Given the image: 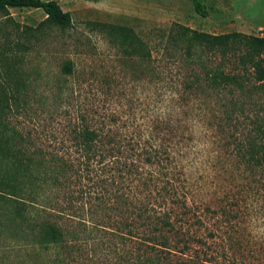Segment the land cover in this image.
I'll use <instances>...</instances> for the list:
<instances>
[{
  "label": "trees",
  "instance_id": "1",
  "mask_svg": "<svg viewBox=\"0 0 264 264\" xmlns=\"http://www.w3.org/2000/svg\"><path fill=\"white\" fill-rule=\"evenodd\" d=\"M190 1L199 16L208 15L206 0ZM13 7L40 8L44 18L38 28L70 26L69 12L56 0H0L1 13ZM91 24L103 29L110 42H118L138 68L154 61L147 43L132 28ZM158 39L156 51L178 70L182 98L198 93L211 98L216 106L214 129L223 138L224 151L247 173L244 189L253 197L262 196L264 37L239 31L213 34L172 23ZM71 69L70 61L62 63L63 72ZM151 71L155 73L153 67ZM16 72H4L12 86L0 81V203L10 207L7 219L22 237L40 251L51 250L55 263L62 262V255L73 259L84 251L91 252L93 257H87L91 264H187L198 259L188 253L204 245L195 234L202 220L186 198L182 166L166 149L171 144L137 143L109 128L91 126L86 114H80L79 122L69 126L70 144L55 146L58 151L70 147L74 155L34 147L4 122L10 104L26 103L18 93L25 90L27 80ZM166 132L172 134L173 128ZM52 190L67 197L68 208L59 206L57 195H47ZM72 198L77 204L71 205ZM111 199L113 203L108 202ZM234 200L235 212L216 210L219 217L232 218L226 217V222L238 215L239 199ZM207 210L203 206L201 213ZM61 218L67 224L59 222ZM99 251L113 254L115 262L100 257ZM202 257L200 261H209L212 255Z\"/></svg>",
  "mask_w": 264,
  "mask_h": 264
},
{
  "label": "rangeland",
  "instance_id": "2",
  "mask_svg": "<svg viewBox=\"0 0 264 264\" xmlns=\"http://www.w3.org/2000/svg\"><path fill=\"white\" fill-rule=\"evenodd\" d=\"M56 1L70 14L68 28H38L44 18L40 8L0 12V81L12 86L5 71H17L27 80L25 90L18 93L26 103L20 100L5 109L7 126L47 151L56 150L60 142L70 144L68 129L79 122L80 114H86L91 126L109 128L137 143L165 146L169 142L171 147L166 149L182 166L186 198L198 208L202 220L195 234L204 245L188 253L198 259L187 264H264L263 191L253 197L244 189L247 173L234 166L222 147L223 138L214 129L216 106L211 98L199 93L182 98L177 68L156 51L158 38L172 23L213 34L239 31L264 37V0H206L205 17L194 11L190 0ZM91 22L132 28L147 43L154 61L138 68L118 42H110L104 30ZM66 60L71 62L69 74L61 70ZM169 127L172 134L166 132ZM56 151L64 157L75 154L70 147ZM51 194L58 196L59 206L68 208L62 192L47 193ZM234 197L239 199L238 215L226 222V217L232 218L219 217L216 210L231 211ZM70 202L77 204L73 198ZM203 206L208 207L205 215ZM8 211L10 207L0 203V264H91L87 261L91 252L85 251L53 262L51 250L40 251L22 237L7 219ZM97 254L115 262L113 254ZM204 254L212 258L200 261Z\"/></svg>",
  "mask_w": 264,
  "mask_h": 264
}]
</instances>
